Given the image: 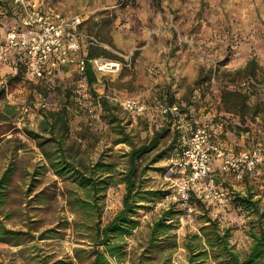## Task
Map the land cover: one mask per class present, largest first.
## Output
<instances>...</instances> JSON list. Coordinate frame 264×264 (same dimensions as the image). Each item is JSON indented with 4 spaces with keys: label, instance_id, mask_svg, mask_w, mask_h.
<instances>
[{
    "label": "rangeland",
    "instance_id": "rangeland-1",
    "mask_svg": "<svg viewBox=\"0 0 264 264\" xmlns=\"http://www.w3.org/2000/svg\"><path fill=\"white\" fill-rule=\"evenodd\" d=\"M44 1H49L54 9L64 15H88L85 25L89 34L103 44L85 49L100 54L104 48L118 55V60L122 62L120 73L125 68L128 69L122 60L125 57L114 53L109 42L106 45L103 39L106 35L108 37L110 22H115L117 28L130 30L135 36L139 35L143 24L168 32L173 45H180L203 63L197 69L198 77L200 74L204 76L200 82L194 81L192 85H186L182 98L171 99L168 96L150 103L167 104L171 107L169 112L132 115L118 104L121 121L109 124L104 112L96 104V95H108L117 99H122L125 95L107 92V88L102 89L97 81L88 84L86 76L73 68H63L50 78L32 79L23 70L16 69L15 61L13 64H6L0 72L8 82L7 91L0 89V110L6 117L0 121V174L8 166L11 172L6 199L0 206V212L8 227L28 230L26 237L30 240L20 245L0 241V264H51L57 259L73 260V264H76L72 258L73 248L90 247L86 226L93 221L82 211H76L73 205L79 190L74 184L53 173L43 159L36 141L28 138L23 131L24 127L38 129L42 112L62 105H66L69 111V131L64 142L67 152L74 155L75 161L84 165L97 160L114 164L115 179H119L117 173L124 170L126 157L123 154L130 149L126 143L114 142L120 136L116 132L117 126L125 125L126 132L137 143L150 138L155 130L163 126L169 127L168 134L161 139L158 148L145 156L139 166V169L144 165L148 166L141 175L142 188L161 190L164 195L142 202L144 207L135 216L139 225L123 236L126 254L120 259L110 258V264H215L210 258L189 263L188 253L183 246L187 233L198 232L202 223V206L216 219L221 229L229 230V240L235 249L241 255L247 253L252 243L250 232H258L260 227H264V163L245 171L240 181L236 180L232 172L226 176V173L218 171V184L231 195L230 209L224 210L213 203L203 204L194 195V211L190 215L184 214L175 201L171 185L163 174L171 160L186 145L195 127L207 125L211 138L214 137L219 142L228 136V131L231 132L230 123H227L229 117L220 112L218 102L221 89L227 85L220 84L219 79L234 82L252 76L264 84V9L258 7L255 0H251L248 5L245 3L238 14L236 0H152L151 3L159 13L156 18L140 17V13L134 9L137 0H109L118 3L120 10L95 20L89 17L91 13L88 10L99 7L106 0ZM98 11L104 13L106 10ZM85 12L88 14H84ZM15 23V6L11 2H8L6 8L0 6V37ZM181 37L187 41L181 40ZM213 37L216 39V48L210 43ZM140 40L136 37V42ZM241 45L247 52V46H251L253 65L235 69L225 66L231 57L236 56ZM131 52L127 57L128 62L133 61L136 50ZM238 69L244 71L238 72ZM119 74L106 78L110 82L111 77L115 78ZM96 76L102 79L101 83L105 82V77L99 74ZM248 92L255 96V100L260 99L264 96V87L250 88ZM110 100L118 103L114 99ZM219 145L221 146L220 143ZM255 146L257 144H249L248 137H245L242 143H236L231 150L225 151L236 152ZM159 151L163 156L150 163L149 160ZM236 190L245 191L242 196H252L253 200H257L259 212L240 205ZM124 193V183L110 184L105 188L101 201L102 224L121 208ZM171 204L180 210V214L172 221L175 227L170 230L166 246L158 242L151 252L145 251L150 223Z\"/></svg>",
    "mask_w": 264,
    "mask_h": 264
},
{
    "label": "trees",
    "instance_id": "trees-1",
    "mask_svg": "<svg viewBox=\"0 0 264 264\" xmlns=\"http://www.w3.org/2000/svg\"><path fill=\"white\" fill-rule=\"evenodd\" d=\"M8 2H11L14 6L13 0H0V6L6 8ZM99 55L119 59L118 56L104 48H102L100 54L90 51L87 57ZM14 64L16 69L26 72L25 66L21 61L16 60ZM250 65H253V61H249L246 67ZM237 71L243 72L244 69H238ZM85 76L86 81L90 85L97 81L96 74L89 64L86 66ZM202 76L200 74L196 83L201 81ZM0 89L1 91L8 90L7 80H5V85L0 87ZM97 98H99L100 108L104 112V117L108 123L120 122L119 103L112 102L107 95L97 94ZM246 98V91L230 86H224L220 92V102L223 110L228 113L239 112L243 114L247 109ZM8 111L10 113L9 109ZM41 115L42 118L38 122V129L24 127L23 131L28 138L36 141L43 159L53 173L77 187L79 195L74 197L73 205L76 207V211H82L93 221L86 226V237L89 240L90 247H74L72 258L75 259L76 264H110V258L120 259L126 254L123 236L129 234L139 225V220L135 216L138 210L144 207L142 202H147L156 197L161 198L164 195L161 190L142 188L141 175L148 166L144 165L141 169H139V166H141L140 164L145 156L158 148L161 139L168 134L169 127L163 126L155 130L150 138L137 143L126 132L125 125L117 126L116 132L120 136L114 142L126 143L130 149L123 154L126 157L125 168L117 173L119 179H115L114 164L97 160L89 165H84L75 161L74 155L67 152L64 146L69 131V111L66 105H62L57 109H47ZM5 119V114L0 110V121ZM43 132L47 135L43 134ZM162 156V152L159 151L149 162L153 163ZM10 172L11 168L8 166L0 174V206L6 199ZM116 183L125 184L122 206L107 222L102 224V193L107 186ZM237 197L240 205L259 212L257 200H253L252 196L238 195ZM197 199L205 204L201 199ZM192 200L195 205L194 197H192ZM202 209L203 212L200 216L202 223L198 228V232L187 233L183 241V246L188 253L187 259L189 263L200 262L210 258L215 264H264V227H260L258 232H250L252 237L250 249L247 253L241 255L229 240V230L227 228L221 229L208 210L204 206H202ZM178 214H180V210H177L174 204H171L170 207L161 211L157 219L150 223L149 233L145 242V251L151 252L153 246H156L158 242L166 246L170 230L175 227L172 221ZM28 233V230L8 227L3 222L0 212V241L20 245L30 240V238L26 237ZM172 236L174 237L175 234ZM72 261L57 259L51 264H73Z\"/></svg>",
    "mask_w": 264,
    "mask_h": 264
},
{
    "label": "built area",
    "instance_id": "built-area-1",
    "mask_svg": "<svg viewBox=\"0 0 264 264\" xmlns=\"http://www.w3.org/2000/svg\"><path fill=\"white\" fill-rule=\"evenodd\" d=\"M16 23L7 29L0 39V70L11 62L21 61L26 74L32 79H46L65 67L85 75L87 64L95 74L103 77L120 73L122 62L105 56L87 57L83 47L102 45L96 37L83 28L84 19L80 14L64 15L53 8L44 6L39 0H13ZM183 41L186 38L181 37ZM213 75H215V70ZM5 85L0 75V87ZM228 86L248 92L250 88L264 87L252 76H246ZM98 97V96H97ZM107 97H110L107 95ZM121 107L132 115L148 112L167 113L171 107L162 102L148 104L138 97L117 99ZM96 104L100 107L99 98ZM219 158L221 170L232 172L236 180L243 178L245 171L264 163V143L236 152H226L219 143L212 140L207 125L193 129L186 145L164 171V179L172 188L173 197L184 214L194 211L192 197L213 203L228 210L231 195L220 186L212 169V159Z\"/></svg>",
    "mask_w": 264,
    "mask_h": 264
},
{
    "label": "crops",
    "instance_id": "crops-1",
    "mask_svg": "<svg viewBox=\"0 0 264 264\" xmlns=\"http://www.w3.org/2000/svg\"><path fill=\"white\" fill-rule=\"evenodd\" d=\"M39 1L44 4V6L54 9L49 1ZM236 1L237 14L240 8H244L245 3L248 5L251 2V0ZM136 2L137 6L134 9L140 13V17H159L157 9L154 8L151 3L152 0H137ZM255 2L258 7L264 9V0H255ZM98 9L106 10L104 12L105 14L98 11ZM119 10L118 3L106 0V2L102 3L99 7L90 8L88 12L90 11L91 13L89 17L97 20V18L110 16L112 12H118ZM247 11H249V8H247ZM84 14L88 13L85 12ZM87 16H83V28L88 32L85 25V18H87ZM156 21L158 22V19H156ZM110 25L108 37L107 35L103 37V39H105L104 44L108 45L109 42L110 48L114 53L125 57V59L122 58V60L125 61V66H128V69L125 68L115 78L111 77L110 82H108L109 79L105 77L106 79H103L105 82L101 83L102 79L96 76L97 82L102 85V89L107 88V92L112 91L113 94L119 93L125 95V97H138L150 104L155 99H162L168 96L171 97V99L173 97L180 99L185 92V86L192 85V83L196 81L198 77L197 67L203 63L196 57L190 55V53L184 50L180 45L179 47L173 45L171 36H169L168 32H162L158 27L153 25L143 24L138 32L139 35L135 36L130 30L117 28L115 22H110ZM4 33H2L0 39L4 36ZM136 37L141 40L136 42ZM210 43H212L213 48L217 45L215 37H213ZM247 47L249 52L245 51L242 45L239 46L240 50L236 52V56L231 57L230 61L226 62L224 65L235 69L240 66H245L249 61H254L251 58L252 48L249 45ZM132 50H136V54L133 57V61L128 62L127 57ZM82 52L88 54L89 50L83 47ZM14 61V57H11V64H13ZM260 63L262 64V62ZM5 66L1 68L0 72ZM66 68L70 67H65V69ZM219 83L228 86L229 81L219 79ZM249 94L250 93L247 92V98L245 100L247 109L243 114L239 112H225L220 99L218 100L221 107L220 112L229 117L227 123H230L231 132L228 131V136L223 138L220 142L215 140L214 137L212 140L220 143L224 150H231L234 144L242 143L245 137H248V143L252 145L264 143V96L255 100V96ZM221 126H223V123H221ZM240 126L245 128H240ZM212 169L215 176L218 171L221 173L223 172L221 170V161L219 158L214 157L212 159ZM225 175L227 176L228 173ZM236 191L238 195H242L245 192L242 190Z\"/></svg>",
    "mask_w": 264,
    "mask_h": 264
}]
</instances>
